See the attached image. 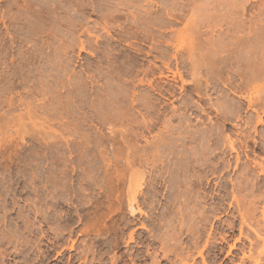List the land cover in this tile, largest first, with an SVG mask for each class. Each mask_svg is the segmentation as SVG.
Masks as SVG:
<instances>
[{
    "label": "rangeland",
    "instance_id": "374dc122",
    "mask_svg": "<svg viewBox=\"0 0 264 264\" xmlns=\"http://www.w3.org/2000/svg\"><path fill=\"white\" fill-rule=\"evenodd\" d=\"M263 59L264 0H0V264H197V247L189 244L197 204L182 194L195 184L182 170L186 141L200 147L206 132L219 133L213 152L222 160L214 166L228 162L229 171H218L236 177L225 143L247 126L242 120L233 127L237 115L250 117L251 127L261 118L256 126L264 132L257 109L264 78L256 75H264ZM258 68L263 73H252ZM248 99L253 109L245 108ZM240 155L242 169L248 162ZM200 159L193 174L224 182L212 160ZM231 189L221 208L234 205ZM132 201L140 207L134 214ZM219 211L232 219V209ZM218 232L229 234L227 245L239 237L238 229ZM242 240L236 244L248 246Z\"/></svg>",
    "mask_w": 264,
    "mask_h": 264
},
{
    "label": "bare ground",
    "instance_id": "6f19581e",
    "mask_svg": "<svg viewBox=\"0 0 264 264\" xmlns=\"http://www.w3.org/2000/svg\"><path fill=\"white\" fill-rule=\"evenodd\" d=\"M220 2V1H219ZM219 12V11H218ZM263 22V21H262ZM250 24V23H249ZM252 26H254V25H252ZM243 28V27H242ZM253 28V27H252ZM255 28H257V27H255ZM252 30V29H251ZM250 30V31H251ZM253 31H254V29H253ZM256 33V32H255ZM262 33V32H261ZM246 34V33H245ZM257 35H258V33H257ZM262 35V34H261ZM244 37H246V36H244ZM243 37V38H244ZM254 37V36H253ZM256 37V36H255ZM255 37H254V40H255ZM261 37V36H260ZM242 38V39H243ZM239 39V38H238ZM240 40V39H239ZM253 40V41H254ZM255 42V41H254ZM222 43V42H221ZM237 43V42H236ZM242 43V42H241ZM244 43V42H243ZM263 43V42H262ZM228 44V43H227ZM240 44V43H239ZM238 44V45H239ZM214 45L215 46H217L216 44H214L213 43V47H214ZM219 45L220 44H218V47H219ZM241 45V44H240ZM254 45V44H253ZM221 46H222V44L220 45V48H221ZM250 46V45H249ZM250 48V47H249ZM219 49V48H218ZM234 51V50H233ZM252 51V50H251ZM214 52V51H213ZM218 52H219V50H218ZM236 52V51H235ZM231 54V53H230ZM202 55V54H201ZM250 55V54H249ZM203 56V55H202ZM258 57V56H257ZM262 57V56H261ZM194 58H196L195 56H194ZM199 58V57H198ZM263 58V57H262ZM192 59V58H191ZM197 59V58H196ZM203 59V58H202ZM201 59V60H202ZM255 59H256V56H255ZM220 60V59H219ZM264 60V59H263ZM262 60V61H263ZM213 61V60H212ZM221 61H223V60H221ZM191 62V61H190ZM199 62H201L200 60H199ZM247 62V61H246ZM245 62V63H246ZM252 62V61H251ZM198 63V62H197ZM196 60H195V66H197L196 64ZM220 63V62H219ZM192 64H193V61H192ZM221 65V64H220ZM243 65V64H242ZM241 65V66H242ZM263 65V64H262ZM225 66V65H224ZM260 66V65H259ZM193 67V66H192ZM198 67V66H197ZM196 67V68H197ZM243 67V66H242ZM249 67V66H248ZM262 67V66H261ZM260 67V68H261ZM264 67V66H263ZM196 68H194V69H196ZM226 68V67H225ZM199 69H200V66H199ZM249 69H251L250 67H249ZM217 70H218V68H217ZM259 70V71H258ZM258 70L257 69H254V70H252L253 72L252 73H254V71H257V72H260V74L261 73H263L262 71H260V69L258 68ZM196 71H197V69H196ZM250 72H249V74L251 73V70H249ZM264 71V70H263ZM210 72V71H209ZM219 72V71H218ZM217 72V73H218ZM220 73V72H219ZM256 73V72H255ZM254 73V74H255ZM195 74V73H194ZM198 74V73H197ZM245 74V73H244ZM249 74L247 73L246 74V76L248 77V79L249 78H251L252 77V74H251V77L249 76ZM256 75H258V77H261L262 79L264 78V75L262 76V75H260L259 76V73L258 74H256ZM255 75V76H256ZM220 76H223V75H219V77ZM244 77H245V75H244ZM222 78V77H221ZM224 78V77H223ZM248 79H246V77L244 78V81L246 80V84L247 83H249L250 84V82L252 81L251 79H250V81L249 82H247L248 81ZM252 79H253V77H252ZM255 79H257L256 77H255ZM255 79H253V80H255ZM117 80V79H116ZM209 80V79H208ZM222 80V79H221ZM108 81V80H107ZM109 82V81H108ZM206 82H207V80H206ZM108 86V85H107ZM101 87V86H100ZM103 87V86H102ZM101 87V88H102ZM107 87H105V88H102V93H104V91H103V89H106ZM110 89H111V86H110ZM241 89V88H240ZM100 90V89H99ZM107 90H109L108 88H107ZM109 92V91H108ZM236 92V91H235ZM238 92V91H237ZM101 93V92H100ZM105 93H106V91H105ZM111 93V92H110ZM242 94V93H241ZM241 94H240V96H241ZM101 95V94H100ZM106 95H108V93L106 94ZM104 96V97H107V96ZM110 95H108V97H109ZM171 96H172V94H171ZM107 97V98H108ZM111 97V96H110ZM243 98H244V96H242ZM247 98V97H246ZM245 98V99H246ZM257 104H258V102H257ZM263 104V103H262ZM213 105V104H212ZM256 105V104H255ZM261 104L259 103V106H260ZM214 106H216V104H214L213 105V107ZM219 106H221L220 104L218 105V107ZM258 106V110L259 109H261L262 110V112L264 113V106L263 107H259ZM222 107V106H221ZM220 107V108H221ZM241 107V106H240ZM257 107V106H256ZM214 108H217V107H214ZM223 108V107H222ZM221 108V109H222ZM246 109H251L252 108V101H251V99H248V101H247V104H246V107H245ZM213 109V108H212ZM219 108H217V110H218ZM226 109H227V107H226ZM229 109V108H228ZM227 109V110H228ZM253 109V108H252ZM202 110V109H201ZM216 110V111H217ZM232 110V109H231ZM230 110V111H231ZM256 110V109H255ZM204 111V110H203ZM224 111L225 110H223V113H224ZM219 112V111H218ZM227 113H228V111H226ZM225 112V113H226ZM232 112V111H231ZM237 112V111H236ZM254 112V111H253ZM256 112H259V111H256ZM221 113V112H220ZM222 113V114H223ZM238 113V112H237ZM222 114H221V116H222ZM239 114V113H238ZM224 115L225 114H223V119H226V120H228L229 119V117L227 116V114L225 115V117H224ZM236 115V114H235ZM227 116V117H226ZM230 116H231V114H230ZM245 116V115H244ZM248 116V115H247ZM260 116V115H259ZM241 117H242V115H241ZM239 115H237L236 116V118H234V121H235V124H233V127H236L237 128V126H239V123L241 124V121L243 120V122L247 125H245L244 127H245V129H242V130H239V129H241L243 126H242V124H241V128H237V131L235 132V134H236V138L235 139H232L230 136H228L227 135V137L229 138L230 137V140L229 141H227V143H225V141L227 140H225L224 139V143L225 144H227V146H228V148H229V150L233 153L234 152V155H235V162H234V165H232V167L234 168V171H236V169L239 171V172H237V174H236V177L234 178L232 175H230L231 177H229V176H227L228 178H225V176H224V174L225 173H220L219 171H218V169H223L224 171H226V170H228V168H230L231 167V164L230 163H220V165H218V167H217V163H219V162H215L216 163V165L214 166V160H215V158H216V155L214 154L215 152H217V151H214L213 152V149L214 148H217L218 149V147L219 146H216V144H218V138L216 137V136H218V134H214V133H212V132H209V129H211V128H209L208 129V134H207V130L205 131L206 132V136L205 137H203V139L202 138H198V140H196V142H197V144L200 142L201 143V139L203 140V144H199V146L201 145L202 146V148H200V147H196V146H191L190 145V142L189 141H186V143H188V145L187 146H189L190 148H188V147H186V150H187V152H188V154H186V155H184V154H182V155H184V158L183 157H181L182 159H181V161H182V164H183V166L185 167V170L184 169H182L183 170V172L185 171V174H186V176H185V178H186V182H188V181H190V179H191V176H189V174H187V172L188 171H191L192 172V176H193V180H194V182H195V186L197 187H194V185L190 188V186L188 187V186H185L183 189H185V190H181L182 191V194L185 196V198L183 197V195H181V199H185V200H193V201H195V204H197V209H196V211H195V216L193 217V215L191 216L190 215V218L192 217V218H194V220H193V222L195 221V223H192V224H194V226H195V224H196V226H195V231H191V232H194L193 234H194V236H192L191 238V240L189 241V239H188V241H189V244H190V246L192 245V247L194 246L195 247V249H196V247H197V251H196V254H197V257H198V261H197V264H264V204H263V206H262V210H261V213H259V216L257 215L258 213V211H257V205H258V203H260L261 201L264 203V183H261L262 181H261V179L263 178L264 179V164H262L263 162H264V132L262 133V132H258V130H257V124H260L261 125V122H262V119L261 118H259L258 120H256V125L255 126H253V127H251L250 125H248L249 123H250V121H248L249 119H251L249 116V118H247V117H245V118H247V119H243V118H241ZM232 118H233V116H232ZM264 122V121H263ZM99 123V122H98ZM251 123H252V121H251ZM214 125V124H213ZM252 125V124H251ZM189 126V125H188ZM211 127H213L212 125H210ZM209 126V127H210ZM95 127H96V125H95ZM100 127V126H99ZM149 127V126H148ZM166 127V126H165ZM185 127V126H184ZM216 127V126H215ZM219 127V126H218ZM222 127H224V126H222ZM137 128H138V126H137ZM142 128V127H141ZM145 128V127H144ZM147 128V127H146ZM173 129V128H172ZM171 129V130H172ZM174 129H175V127H174ZM173 129V130H174ZM215 129V128H214ZM213 129V130H214ZM224 128H222V130H223ZM235 129V128H234ZM233 129V130H234ZM170 130V131H171ZM172 130V131H173ZM176 130V129H175ZM179 131L181 130L180 128L178 129ZM184 130V129H183ZM189 130V129H188ZM219 130V132H220V129H218ZM218 130H217V127H216V132H218ZM250 130H252V132H253V135H251V133H250ZM169 131V130H168ZM177 131V130H176ZM185 131H187V130H185ZM203 131V132H204ZM189 132H190V130H189ZM189 132L186 134L188 137H190V135H189ZM197 133H199L198 131H196ZM202 132V131H201ZM200 132V133H201ZM215 132V131H214ZM215 132V133H216ZM224 132V131H223ZM174 133V132H173ZM178 133V132H177ZM176 133V134H177ZM182 133V132H181ZM183 133H184V131H183ZM195 133V132H194ZM196 133V134H197ZM170 134H172L171 132H170ZM196 134H194V135H196ZM222 134V133H221ZM221 134L219 135V137H222L221 136ZM233 134V133H232ZM126 135H127V133H126ZM129 135V134H128ZM127 135V136H128ZM192 135H193V133H192ZM202 135H204V133L202 134ZM138 137V136H137ZM144 137V136H143ZM195 137V136H194ZM224 137H226V136H224ZM235 137V136H234ZM233 137V138H234ZM116 138V137H115ZM128 138V137H127ZM126 137H125V142L127 143V145L130 143V145L129 146H131V142H128ZM134 138V137H133ZM179 138V137H178ZM191 138H192V136H191ZM190 138V139H191ZM223 138V137H222ZM114 139V138H113ZM172 139V138H171ZM196 139V138H195ZM220 139V138H219ZM232 139V140H231ZM118 140H120V139H118ZM183 140V139H182ZM189 140V139H188ZM163 141H164V139H163ZM162 141V142H163ZM178 140L176 139V141L175 142H177ZM210 141H211V143H210ZM83 142V141H82ZM122 142V141H121ZM182 142V141H181ZM180 142V145H182V143ZM194 142H195V140H194ZM85 143V142H84ZM154 143V142H153ZM161 143V142H160ZM164 143V142H163ZM185 143V144H186ZM210 143V144H209ZM219 143H220V141H219ZM111 144V143H110ZM133 144V143H132ZM176 144V143H175ZM177 144H179V143H177ZM184 144V143H183ZM196 144V145H197ZM205 144V145H204ZM83 145V144H82ZM153 145V144H152ZM174 145V144H173ZM129 146H127V147H129ZM169 146V145H168ZM167 146V147H168ZM174 146H176V145H174ZM123 147V146H122ZM126 146H124V149H126L125 148ZM133 148H134V146H132ZM159 147V145L157 146V148ZM171 147V146H170ZM170 147H168V148H170ZM184 147V146H183ZM123 149V152H126L127 150H124ZM128 149V148H127ZM130 150H131V148H129ZM136 149V148H135ZM146 149V148H145ZM165 149V148H164ZM172 149V148H171ZM171 149H169V152H170V150ZM181 149H182V146H181ZM216 149V150H217ZM238 149H239V151L241 152V151H243L244 152V157H245V159L247 160V161H245L246 163L248 162V164L247 165H245V167L244 168H242V169H239V167L240 166H238V163H239V160L241 159L240 158V154L241 153H243V152H239L238 151ZM134 150V149H133ZM143 150H144V148H143ZM157 151H158V149H156ZM155 150V151H156ZM185 150V149H184ZM215 150V149H214ZM103 151V150H102ZM117 151V150H116ZM121 151V153H122V150H120ZM135 151V150H134ZM132 152V155L135 153V152ZM156 151V152H157ZM167 151V150H166ZM173 151V150H172ZM179 151V150H178ZM159 153H160V151H158ZM156 153L157 155L159 154V153ZM162 152V151H161ZM165 152V151H164ZM164 152H162V153H164ZM257 152H260V153H262L263 154V156H261V158H262V160H263V162H258L257 161V158L255 159V157L257 156ZM127 153H129L130 155H131V151L130 152H128L127 151ZM177 153V152H176ZM176 153L174 154V156L176 155ZM240 153V154H239ZM249 153H252L251 155L252 156H254L253 158L251 157V156H249L250 154ZM102 154V153H101ZM125 154V153H124ZM136 154H138V153H136ZM153 154H155V152L153 153ZM153 154H151V156L153 155ZM170 156H171V154L170 153H168ZM167 154V155H168ZM180 154V153H179ZM219 154V153H218ZM228 154V153H227ZM128 155V154H127ZM129 155V156H130ZM138 155H140V154H138ZM138 155H135V156H137L138 157V159L140 158L141 159V157H139ZM163 155V154H162ZM240 155V156H239ZM258 155H259V153H258ZM126 156V155H125ZM129 156H127V157H129ZM134 156V157H135ZM154 156V155H153ZM156 156V155H155ZM154 156V157H155ZM161 156V155H160ZM177 156V155H176ZM175 156V158H177ZM179 156H181V155H179ZM201 156H204L205 157V160L206 161H209V160H212L213 162H211V163H213L212 164V166H213V169H215L214 171H218L220 174H218V175H220L221 177H222V175H223V177H224V182H222L221 184H218V183H216V182H212L213 180H211V178H207L206 177V175H205V177L206 178H204V179H202V176H201V174L199 175L198 174V172H197V174H193V173H195V171L197 170V169H199L198 168V166L200 165V163H199V159H200V157ZM218 156V155H217ZM119 157V156H118ZM127 157H125L126 158V160L127 159H129V162L130 163H135V162H131L132 161V158H133V156H132V158L130 159V157L129 158H127ZM137 157H135V158H137ZM148 157V156H147ZM158 157H159V155H158ZM164 157V156H163ZM162 157V158H163ZM172 157V156H171ZM204 157H201V159L202 158H204ZM251 157V158H250ZM125 158H123V159H125ZM151 158V157H150ZM162 158H159V160L160 159H162ZM168 159H166V160H169V156L167 157ZM172 158H174V157H172ZM174 158V159H175ZM260 158V159H261ZM104 159V158H103ZM102 159V160H103ZM116 159V158H115ZM114 159V162L116 163L117 161H118V158H117V160H115ZM139 159V160H140ZM152 159V158H151ZM157 159V158H156ZM155 159V160H156ZM173 159V160H174ZM179 158H177V160H178ZM200 159V160H201ZM126 160H123V161H126ZM131 160V161H130ZM134 160V159H133ZM136 160V159H135ZM138 160V161H139ZM142 160V159H141ZM140 160V161H141ZM155 160H154V162H155ZM204 160V159H203ZM216 160L218 161H220V160H222V157H221V159H219V157L218 158H216ZM261 160V161H262ZM105 161H107V159L106 160H104L103 162H105ZM109 161V160H108ZM137 161V160H136ZM140 161L138 162V163H140ZM157 161V160H156ZM162 161V160H161ZM172 161V160H171ZM171 161H170V163H171ZM225 160H223V162H224ZM227 161V160H226ZM127 162H128V160H127ZM149 162V161H148ZM153 162V160L151 161L150 160V163H152ZM160 162V161H159ZM165 162H168V161H165L164 160V163ZM175 162V161H174ZM201 162V161H200ZM204 162V161H203ZM125 164H126V162H124ZM130 163H129V165H128V163L126 164V165H128V166H130ZM137 163V162H136ZM135 163V164H136ZM143 163H144V161H143ZM149 163V164H150ZM158 162H156V163H154V167L156 166L155 164H157ZM162 163H163V161H162ZM173 163V162H172ZM205 163V162H204ZM208 163V162H207ZM104 164H106V166H107V164H108V162L107 163H104ZM103 164V165H104ZM118 164V163H117ZM141 164V163H140ZM160 164V163H159ZM159 164L157 165V166H159ZM167 164V163H166ZM165 164V165H166ZM174 164V163H173ZM173 164H171V165H173ZM178 164H180V163H178L177 162V165ZM182 164H181V166H182ZM206 164V163H205ZM132 165V164H131ZM144 165H145V163H144ZM160 165H162V164H160ZM170 165V166H171ZM175 165V164H174ZM128 166L126 167V168H128ZM148 166V165H147ZM182 166V167H183ZM209 166V165H208ZM149 167V166H148ZM152 167H153V165H152ZM166 167H167V165H166ZM166 167H165V169H166ZM173 167V166H172ZM176 166H174L173 168H175ZM118 168V167H117ZM124 168V167H123ZM130 168V167H129ZM128 168V169H129ZM137 168H139V167H136V169ZM162 168H164V167H162ZM172 168V169H173ZM177 168V170L179 169V167L177 166L176 167ZM203 168H204V166H203ZM207 168V167H206ZM241 168V167H240ZM257 168L259 169V170H257ZM105 169V168H104ZM118 169H120V168H118ZM168 169H170L169 171H171V168H167V170H166V173H168L169 171H168ZM208 169H210V168H208ZM208 169H206V170H208ZM226 169V170H225ZM125 170H127V169H125ZM142 170V169H141ZM175 170V169H174ZM173 170V171H174ZM201 170V169H200ZM200 170H199V173H200ZM205 170V171H206ZM211 170V169H210ZM210 170H209V172H210ZM222 170V171H223ZM232 170V169H231ZM131 171V170H130ZM162 171V170H161ZM168 171V172H167ZM212 171V170H211ZM229 171V170H228ZM233 171V172H234ZM115 172V171H114ZM142 172V171H141ZM159 172H160V170H159ZM164 172V171H163ZM162 172V173H163ZM179 173H180V171H178ZM177 172V173H178ZM182 172V171H181ZM227 172V171H226ZM123 173V172H122ZM130 173H132V172H130ZM129 173V174H130ZM171 173V172H170ZM176 173V172H175ZM208 173V172H207ZM206 173V174H207ZM211 173V172H210ZM136 174V173H135ZM140 174V173H139ZM164 174V173H163ZM172 174H174V172L172 173ZM181 174V173H180ZM205 174V173H204ZM209 174V173H208ZM211 174H213V173H211ZM132 175V174H131ZM141 176H143L144 174H140ZM157 175H158V172H157ZM167 175V174H166ZM166 175H163V177L164 176H166ZM177 175V174H176ZM175 175V176H176ZM183 175V174H182ZM182 175H180V176H182ZM162 176V175H161ZM204 176V175H203ZM210 176V175H209ZM213 176V175H212ZM214 176H216L217 177V175L215 174ZM213 176V177H214ZM219 176V177H220ZM235 176V175H234ZM261 176V177H260ZM120 177H122V176H120ZM156 177V176H155ZM169 177H172V176H169ZM183 177V176H182ZM216 177H214V178H216ZM144 178V177H143ZM142 178V179H143ZM154 178V177H153ZM152 178V179H153ZM159 178V180H160V177H158ZM166 178V177H165ZM261 178V179H260ZM108 179V178H107ZM141 179V180H142ZM162 179V178H161ZM171 179V178H170ZM169 179V180H170ZM183 179V178H182ZM220 179H222V178H220ZM119 180H122V179H120L119 178ZM163 180H164V178H163ZM215 180V179H214ZM143 181V180H142ZM171 181V180H170ZM154 182V181H153ZM159 181H157V183H158ZM163 182V181H162ZM161 182V183H162ZM169 182V181H168ZM184 182V181H183ZM218 182H219V180H218ZM188 183H190V182H188ZM154 184V183H153ZM159 184V183H158ZM184 184V183H183ZM132 184H131V182H130V186H131ZM189 185V184H188ZM229 185L231 186V188H233V190L231 189V191H230V198H232V202H234V205H232V203H230L229 204V206H228V208L226 209V208H221V206L223 205V200H225L224 199V196L227 194V195H229V193H226V192H228V190H227V187H229ZM143 186V185H142ZM152 186V185H151ZM158 186V185H157ZM182 186H184V185H182ZM102 187V186H101ZM156 187V186H155ZM130 188V187H129ZM153 188V187H152ZM197 190H196V189ZM217 188H218V190H217ZM154 189V188H153ZM156 189V188H155ZM128 190H130V189H128ZM151 190V189H150ZM178 190H180V188L178 189ZM227 190V191H226ZM230 190V189H229ZM133 191V190H132ZM135 191V190H134ZM140 191V190H139ZM177 191V190H176ZM217 191L220 193V191L221 192H223L222 194H218L217 193ZM129 191H127V193H128ZM152 192H154V190L152 191ZM152 192H150L151 194H152ZM172 192V191H171ZM132 193V196L131 197H128V195L129 194H127V199H130V200H135V195L133 194V192H131V190H130V194ZM181 194V193H180ZM137 195V194H136ZM148 195V194H147ZM150 195V194H149ZM154 195V194H153ZM153 195H151V196H153ZM177 195V194H176ZM226 195V196H227ZM174 196V195H173ZM172 196V197H173ZM53 197H55V195H53ZM156 197V196H155ZM137 198H138V196H137ZM175 198V200H176V197H174ZM179 198V199H180ZM228 198V197H227ZM226 198V199H227ZM145 199V198H144ZM147 199V198H146ZM151 198H149V200H150ZM169 199V198H168ZM178 199V198H177ZM183 199V200H184ZM148 200V202H150ZM153 200H155V199H153ZM152 200V203L154 202ZM161 200V199H160ZM175 200H173L174 202H175ZM208 200H210V201H208ZM146 201V200H145ZM169 201V200H168ZM180 201V200H179ZM127 202H129V200L127 201ZM137 202V205L139 204L138 203V201H136ZM170 202V201H169ZM185 202V201H184ZM207 202H210V203H207ZM132 203V205L130 204L129 205V210H131L130 212L132 213L133 212V214H134V212H136L140 207H138V209H135L134 208V206L136 207V205H134L133 206V203H135V202H131ZM143 203V202H142ZM151 203V202H150ZM71 204V203H70ZM188 204H189V202H188ZM187 205V204H186ZM190 205V204H189ZM184 207V206H183ZM191 207V209H192V206H190ZM189 207V208H190ZM194 207L195 206H193V209H194ZM131 208V209H130ZM185 208V207H184ZM169 209H171V208H169ZM180 209V208H179ZM233 210V213H232V219H230V221H227V220H225L224 218L223 219H221L223 216L222 215H220V211L219 210H221V213L223 212V213H225V214H227L228 215V212H229V210ZM226 210H228V211H226ZM139 211V210H138ZM173 211V210H172ZM180 211H181V209L179 210V212L177 213V214H180ZM183 211V210H182ZM185 211V210H184ZM183 211V212H184ZM193 211V210H192ZM192 211H190V212H192ZM170 212V211H169ZM177 212V211H176ZM189 212V211H188ZM194 212V211H193ZM140 213V212H139ZM142 213V212H141ZM182 213V212H181ZM234 213H235V215H234ZM170 214V213H169ZM183 214V213H182ZM184 214H186V213H184ZM190 214V213H189ZM192 214V213H191ZM219 215V216H218ZM231 215V214H230ZM180 216H182L181 214H180ZM222 216V217H221ZM178 218V217H177ZM181 218V217H180ZM180 218H178V219H180ZM173 219H175V217L173 218ZM172 219V220H173ZM184 218H182L181 220H183ZM186 219H188V217L186 218ZM189 220V219H188ZM187 220V221H188ZM191 220V219H190ZM189 220V221H190ZM191 220V221H192ZM171 221V220H170ZM188 221V222H189ZM238 221V227L236 228V222ZM162 222V221H161ZM160 222V223H161ZM177 222H178V220H177ZM180 222V221H179ZM181 224H182V222H181ZM179 225V226H181V228H182V226L185 228V225ZM185 224V223H184ZM127 225V224H126ZM129 225V224H128ZM161 226H163L162 224H160ZM172 225V224H171ZM187 225V224H186ZM188 225H190V224H188ZM188 225H187V227H188ZM90 226V225H89ZM175 226H177V225H175ZM56 227H58L57 225H56ZM191 227V228H190ZM189 227V229H192V227L193 226H190ZM224 227H225V229L227 230V232H230L231 234L236 230V229H238V232H239V237H237L236 238V240H234V242L233 243H231V244H228L227 245V237L229 236V234H225V232H223L224 234H222V233H220V232H218V230L220 231V230H223L224 229ZM246 227V228H245ZM180 228V229H181ZM246 229V231H247V229H248V231H249V234H251V235H246V234H244V232H243V230H245ZM88 229H90V228H88V226L84 229V231L86 230V231H89ZM187 229V228H186ZM186 229H184V230H186ZM188 229V230H189ZM183 230V231H184ZM193 230H194V228H193ZM58 230H56V232H57ZM189 232V231H188ZM191 232L189 233V234H191ZM133 233V232H132ZM131 233V234H132ZM183 233H185V232H183ZM248 233V232H247ZM192 234V235H193ZM190 236V235H189ZM188 236V237H189ZM233 236V235H232ZM173 237V236H172ZM243 237V239L245 240V241H247L248 242V246H244V245H242V247H239V246H241V245H237L236 244V242H243V240L241 241V238ZM130 239H132V236H130L129 237ZM186 238V237H185ZM229 238V237H228ZM231 238V237H230ZM235 239V238H234ZM25 240V239H24ZM244 241V242H245ZM229 242V241H228ZM260 242H262V244H260ZM173 243V242H172ZM224 244H226L227 245V247H228V249L227 250H225L224 248ZM244 244V243H243ZM259 244L261 245L260 247V249H258L257 250V248H258V246H259ZM238 247H237V246ZM193 247V248H194ZM245 247H247V248H245ZM72 248V247H71ZM182 250V249H181ZM83 251V250H82ZM80 253H81V251H80ZM225 253V257L223 258V259H221L220 258V256L221 255H223ZM188 256V255H187ZM183 258V257H182ZM189 258V257H188ZM219 258H220V260H219ZM193 261H194V259H193ZM185 264V263H184ZM186 264H194V263H186Z\"/></svg>",
    "mask_w": 264,
    "mask_h": 264
}]
</instances>
